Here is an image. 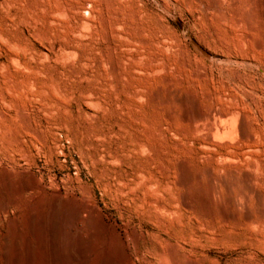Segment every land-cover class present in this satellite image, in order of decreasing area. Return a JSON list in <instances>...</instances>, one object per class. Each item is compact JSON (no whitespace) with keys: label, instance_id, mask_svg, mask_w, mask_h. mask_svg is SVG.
Returning <instances> with one entry per match:
<instances>
[{"label":"rangeland","instance_id":"374dc122","mask_svg":"<svg viewBox=\"0 0 264 264\" xmlns=\"http://www.w3.org/2000/svg\"><path fill=\"white\" fill-rule=\"evenodd\" d=\"M8 250L264 264V0H0Z\"/></svg>","mask_w":264,"mask_h":264},{"label":"bare ground","instance_id":"6f19581e","mask_svg":"<svg viewBox=\"0 0 264 264\" xmlns=\"http://www.w3.org/2000/svg\"><path fill=\"white\" fill-rule=\"evenodd\" d=\"M27 189H28V187H26V190ZM67 214H69V213H67L66 210H61L60 213L57 216L51 218L52 219L51 220L52 222L51 221L50 222L53 224L52 227H51L53 229V233H55L56 231H59V229L62 228V226L65 224V222H67V221L70 220V217ZM52 215H54V214H52ZM33 222H35V221L33 220ZM30 225H31L30 226L31 227L30 229H32V231L34 233V236H38V232H37V229H36V223H35V225H34V223H32ZM9 247H12L11 249H13V246L12 245L9 246ZM8 249H10V248H8ZM7 253H9V254L7 255V258L5 259L6 260V263L7 264H15V262H13L14 261L13 260V256L11 255L13 253V250L11 252H9V250H8Z\"/></svg>","mask_w":264,"mask_h":264}]
</instances>
